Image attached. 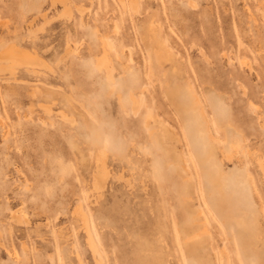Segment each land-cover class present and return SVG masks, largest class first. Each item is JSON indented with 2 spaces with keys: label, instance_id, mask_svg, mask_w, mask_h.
Returning a JSON list of instances; mask_svg holds the SVG:
<instances>
[{
  "label": "rangeland",
  "instance_id": "374dc122",
  "mask_svg": "<svg viewBox=\"0 0 264 264\" xmlns=\"http://www.w3.org/2000/svg\"><path fill=\"white\" fill-rule=\"evenodd\" d=\"M100 36L112 43V80L96 64ZM15 48L37 65L6 69ZM163 48L167 61L158 58ZM0 54V264H94L78 203L105 264H179V255L182 264H217L209 245L184 251L170 226L200 206L216 250L225 242L233 264H264L256 163L264 159V0H0ZM163 71H180L181 92L189 76L221 140L195 133L184 104L169 107L194 174L205 172L197 193L163 166L160 146L130 118L128 87L148 82L161 99ZM232 142L240 152L227 160L222 150ZM101 149L109 178L97 190ZM196 154H206L201 169ZM131 173L132 189L123 182ZM205 174L219 176L221 187Z\"/></svg>",
  "mask_w": 264,
  "mask_h": 264
},
{
  "label": "bare ground",
  "instance_id": "6f19581e",
  "mask_svg": "<svg viewBox=\"0 0 264 264\" xmlns=\"http://www.w3.org/2000/svg\"><path fill=\"white\" fill-rule=\"evenodd\" d=\"M120 2L122 5H124V0H120ZM64 10L67 13L66 10H68V8L65 7ZM116 26L115 29H117ZM100 37H101L100 42L103 48V52L98 58H96L97 60L96 64L98 68L103 69L106 77L112 80L114 67L110 63L107 54V50H109L112 47V43L105 36H100ZM15 50L16 48L14 50L11 49L6 54V61H7L5 63L7 64L6 69L13 71L15 67L18 65L22 64L26 66L28 65L32 66V64L37 63V62L34 63L31 61V59H29L30 57L33 56L32 53L30 57L24 55L21 56L17 54L18 53L17 51L19 50L17 51ZM157 54H158V58L164 59L165 61L169 60L170 58L168 50L164 48L159 50ZM144 73H145L144 76L146 75L147 79L152 82L154 78L152 67L148 65V68L147 70L144 71ZM182 77L183 76L180 73V71H171L168 74H165L163 71L162 81H161L163 84L162 85L160 84L158 87L159 93H161L162 95L161 99L156 97L154 90H152L149 87L148 82L143 83L139 86H134L133 84H131V86H129L127 89V93H128L127 99L129 100L128 110L132 121H134L133 120L134 118H137L142 122V125L144 126L145 132L147 133L148 138L151 140V143L155 141L158 148L160 146V148L162 149L160 154L163 155L160 156H162L161 162L163 163V166L169 170L173 169L174 172H177L179 175H181L183 184L186 183L189 184L193 188L194 190L193 192L197 193L201 183L199 177L202 176L205 172L204 173L201 172L200 175L198 176L194 174L193 162L191 160L190 155L185 150V147L183 145L182 135L180 132L176 130V126L170 120L172 112L169 111V107L172 106L175 111H178L176 109L177 106L179 104H184L183 108L186 110L188 114L192 115L189 123H192L195 128L197 127L196 130L194 129L195 133H197L200 137L203 136L205 138H207V134H208L209 139L213 143L220 144L221 140L219 139L216 133L215 123H213L209 113L206 110L203 101L201 100L199 94L196 92L194 88V84L190 80L189 76L185 77V83L183 86V87H187V90H189V92L180 91V88L182 86L179 85V80H181ZM134 89H137V91H134ZM145 94L148 95L147 98L145 97ZM158 100L161 103V107H163L161 112H158V109L160 108ZM118 101L120 103V106L123 108L124 104L120 96L118 97ZM124 111L127 114L126 109H124ZM132 127H135V125H132ZM134 140L135 137L133 136L130 142L132 147H134L135 145ZM228 148H229L228 151H226L225 149L222 150L223 157L227 160H231L233 156H235L237 153L240 152V143L232 142ZM104 155H105L104 149H101V151L98 154V156L100 157L99 158L97 157L99 159L98 162L99 167L96 166L98 168V171L96 170L97 171L96 176L94 177V179H92L94 187L97 190H100L104 186L105 180L109 173L107 170L108 167L106 168V165L104 163V159H105ZM205 155H202L204 157L198 154L193 155L196 158V162L199 165L200 169L202 167L201 163L204 162L207 158ZM100 158H101V163H100ZM256 163L258 165L260 172L263 174L264 177V159L262 155H258L256 157ZM120 174L118 175L120 176ZM204 176L208 178L207 181H209L210 183H213L214 185L221 187L219 182V176H216L215 174H212L213 178H209L208 174L207 175L205 174ZM246 177H248L253 190L257 192V188L255 185V178L253 174L247 171ZM124 181L125 183L127 182L128 184L127 186L129 188L131 189L134 188L135 185L133 183L132 173L128 178H126V180L123 179V182ZM140 181L142 182V178L140 179ZM171 183L173 184V186H175V190L178 192L179 190L183 191L185 189V185L183 184H178L174 182ZM142 185L146 188L145 182ZM192 199L193 198L190 195H183L182 201L186 202V204L189 205L190 204L189 202H191ZM78 205L76 209L78 218H80L81 220V226L85 235V244L90 250V254L92 256V259L94 260L93 262L94 264H105L103 255L97 248V244L95 242L92 229L90 226L88 214L84 211V209H82V205L80 206V203H78ZM157 217L160 218L161 220L158 221L159 229L166 231V229L168 228V224H166L164 220L165 216L161 214V211L159 209L157 210ZM182 219H183V223L181 226L178 225L175 222V220L172 221L170 226L173 227V229L175 230V235L176 236L179 235L180 241L182 242V247H184V251H186L188 254L191 255L193 254V250L196 249L197 247L199 246L205 247L209 245L213 250L214 259L217 264H221L222 262L224 264H233L232 263L233 258L230 255L229 248L227 247L225 242H222L220 250H216L215 247L213 246V243L211 242L212 239L211 232L209 230L210 218L202 206H200V208L195 210L194 212H190L189 215H185V217L183 216ZM179 257H180L179 264H182V258L180 255ZM80 258L81 257L79 258L77 257L78 264H83L84 262H82Z\"/></svg>",
  "mask_w": 264,
  "mask_h": 264
}]
</instances>
